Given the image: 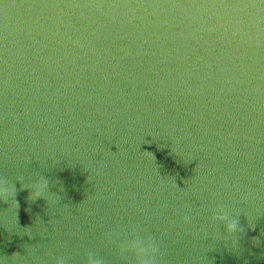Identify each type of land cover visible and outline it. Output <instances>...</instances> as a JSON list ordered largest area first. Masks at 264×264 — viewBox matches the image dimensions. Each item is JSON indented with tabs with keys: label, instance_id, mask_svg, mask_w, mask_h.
Listing matches in <instances>:
<instances>
[{
	"label": "water",
	"instance_id": "95a60500",
	"mask_svg": "<svg viewBox=\"0 0 264 264\" xmlns=\"http://www.w3.org/2000/svg\"><path fill=\"white\" fill-rule=\"evenodd\" d=\"M0 264H264V0H0Z\"/></svg>",
	"mask_w": 264,
	"mask_h": 264
}]
</instances>
